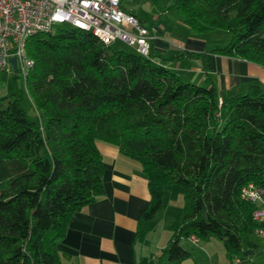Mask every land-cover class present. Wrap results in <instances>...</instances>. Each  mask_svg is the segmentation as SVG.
I'll return each mask as SVG.
<instances>
[{"label":"trees","instance_id":"1","mask_svg":"<svg viewBox=\"0 0 264 264\" xmlns=\"http://www.w3.org/2000/svg\"><path fill=\"white\" fill-rule=\"evenodd\" d=\"M168 9L192 33L230 34L210 54L264 64V0H174ZM54 29L27 40L34 64L0 99V264H61L68 221L103 190L97 141L140 163L151 195L144 221L163 208L166 189L183 188L160 258H189L181 241L191 235L220 240L229 262L255 254L260 204L241 189H264V92L219 101L214 85L183 81L152 48L145 57L87 30ZM25 94L39 119L22 107Z\"/></svg>","mask_w":264,"mask_h":264},{"label":"crops","instance_id":"2","mask_svg":"<svg viewBox=\"0 0 264 264\" xmlns=\"http://www.w3.org/2000/svg\"><path fill=\"white\" fill-rule=\"evenodd\" d=\"M121 4L138 17L132 8ZM169 11L177 19L175 28L148 25L154 36L152 51L157 56L154 61L174 71L185 82L214 85L219 101L253 90L264 92V64L210 54L221 44L192 33L177 12L168 9L165 13ZM187 52L209 56L181 55ZM96 145L103 157V190L94 202L75 211L68 221L65 236L58 243L60 263L171 264L160 258V254L171 237L169 226L181 217L182 206H175L168 214L169 209L163 203L161 210L144 221L142 213L149 206L151 195L140 163L113 144L97 141ZM260 209L264 211V207ZM257 220L264 224V212ZM255 238L259 246L255 254L229 262L225 247L217 238L193 242L187 237L181 243L189 249L190 257L180 264H264V236L255 235Z\"/></svg>","mask_w":264,"mask_h":264},{"label":"built area","instance_id":"3","mask_svg":"<svg viewBox=\"0 0 264 264\" xmlns=\"http://www.w3.org/2000/svg\"><path fill=\"white\" fill-rule=\"evenodd\" d=\"M121 1L0 0V73L10 67L9 58L15 57L17 73L24 80L34 64L26 53L27 40L60 25L87 30L104 44L120 40L149 57L154 37L152 28L123 8ZM241 196L264 203V189L251 183L241 189ZM263 212L258 208L254 217L259 218ZM256 235L264 236V228L256 230ZM189 237L193 242L198 241L194 235Z\"/></svg>","mask_w":264,"mask_h":264},{"label":"rangeland","instance_id":"4","mask_svg":"<svg viewBox=\"0 0 264 264\" xmlns=\"http://www.w3.org/2000/svg\"><path fill=\"white\" fill-rule=\"evenodd\" d=\"M121 2H123L125 6L132 8L138 17L143 19L145 25L162 24L163 26L167 25L170 28H175L177 26L176 22H174L177 19L172 16L171 11L165 13L168 10V5L173 3L174 0H122ZM53 32H55V29H53ZM202 35L205 39L212 41V43H219L221 45L226 44L230 39V34L223 30H214ZM110 47L112 50H134L132 46H129L120 40L113 41L110 44ZM16 74H18V77L14 78V73L10 67L7 68L6 71L0 73V99L5 96H10L16 88L22 87V77L19 76V73ZM21 105L27 110L30 117L39 119L38 115L34 116V111L32 110V106L26 94L21 101ZM183 193V188L178 185H173L169 189H166L163 203L164 206L169 209L168 214L174 210L177 205H180V207L182 206L181 210L183 209ZM258 204H260L258 208L264 207V203Z\"/></svg>","mask_w":264,"mask_h":264},{"label":"water","instance_id":"5","mask_svg":"<svg viewBox=\"0 0 264 264\" xmlns=\"http://www.w3.org/2000/svg\"><path fill=\"white\" fill-rule=\"evenodd\" d=\"M8 61H9V65H10V67H11L12 72H13L14 74H16V73H17V64H16V59H15V57H10ZM248 254H249L248 251H245V252L243 253V255H248Z\"/></svg>","mask_w":264,"mask_h":264}]
</instances>
